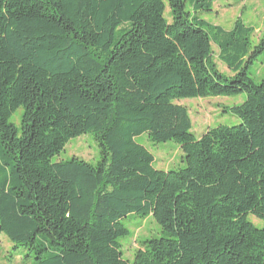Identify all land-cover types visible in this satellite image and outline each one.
<instances>
[{
    "label": "trees",
    "instance_id": "16d2710c",
    "mask_svg": "<svg viewBox=\"0 0 264 264\" xmlns=\"http://www.w3.org/2000/svg\"><path fill=\"white\" fill-rule=\"evenodd\" d=\"M217 1L0 0V234L22 264H264V228L247 220L264 219V79L246 74L264 31L252 48L240 19L225 31L197 16ZM240 94V124L190 133L178 101ZM87 132L96 165L52 162ZM142 135L173 140L185 166L154 169ZM134 214L162 235L130 263L119 240Z\"/></svg>",
    "mask_w": 264,
    "mask_h": 264
},
{
    "label": "rangeland",
    "instance_id": "374dc122",
    "mask_svg": "<svg viewBox=\"0 0 264 264\" xmlns=\"http://www.w3.org/2000/svg\"><path fill=\"white\" fill-rule=\"evenodd\" d=\"M186 9L194 14L189 4ZM197 16L213 26H219L225 31L233 29L235 22L240 19L246 27L252 28L250 37L251 47H255L264 31V0H228L213 3L212 11L198 12ZM164 19L168 24L172 22L169 7L165 3ZM212 61L217 70L225 76L233 73L219 59V49L212 44ZM246 74L256 83L264 79V51L247 65ZM246 99L245 94L232 97L196 98L178 101V104L188 109L191 121L190 133L200 137L206 130L220 125L233 126L241 123L231 108L242 104ZM23 108L17 109L9 119V123L20 129ZM136 141L144 146L153 156V167L156 170H179L185 166L183 153L179 146L169 140L161 143L150 142L146 135H142ZM79 158L91 165H96L101 159V147L94 132H87L67 142L64 149L52 158V162L67 161ZM247 220L256 228H264V219H258L248 215ZM128 233L120 238V251L123 258L133 262L134 254L142 242L151 238L161 237V229L150 215L134 214L123 220ZM25 254L23 248L14 250V245L0 234V264H22Z\"/></svg>",
    "mask_w": 264,
    "mask_h": 264
}]
</instances>
